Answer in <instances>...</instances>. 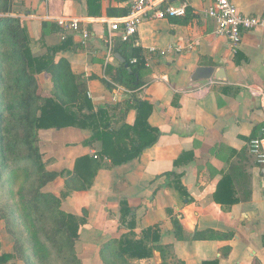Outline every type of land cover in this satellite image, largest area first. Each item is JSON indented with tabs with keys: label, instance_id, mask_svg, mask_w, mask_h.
Returning <instances> with one entry per match:
<instances>
[{
	"label": "crops",
	"instance_id": "obj_1",
	"mask_svg": "<svg viewBox=\"0 0 264 264\" xmlns=\"http://www.w3.org/2000/svg\"><path fill=\"white\" fill-rule=\"evenodd\" d=\"M230 2L244 15H264V0ZM212 3L156 0L138 28L139 45L115 37L109 54V22L128 14V0H0V17L19 21L39 55L64 42L57 20L78 22L79 31L66 34L69 49L59 51L55 62L65 60L84 82L93 111H103L98 125L108 122L106 132L117 134L109 147L155 138L138 156L112 165L100 155L99 140L84 143L91 129L38 131L40 144L47 137L58 148L53 158L45 154L54 163L48 171L72 173L76 159L102 158L86 190L67 194L65 180L73 174L55 180L65 195L62 211L78 218L86 212L80 227L92 258L106 249L121 264H264V174L247 149L264 122V108L248 89L264 90V32L244 31L233 47L206 15ZM182 5V17H155ZM81 31L88 33L85 44ZM133 57L147 65L129 66ZM125 64L136 70L134 89ZM200 67L218 75L204 92L191 82ZM131 98L139 104L130 107ZM138 120L151 128L150 137L139 133ZM122 207L131 211L127 220ZM124 238L145 246L150 256L119 253Z\"/></svg>",
	"mask_w": 264,
	"mask_h": 264
},
{
	"label": "rangeland",
	"instance_id": "obj_2",
	"mask_svg": "<svg viewBox=\"0 0 264 264\" xmlns=\"http://www.w3.org/2000/svg\"><path fill=\"white\" fill-rule=\"evenodd\" d=\"M6 35L3 32L0 36V264H121L106 249L96 258L90 257L92 248L82 227L73 241L66 238L57 214L58 210L62 211L64 201L56 191L58 183L44 184V176L37 173L32 163L22 159L28 149L20 143L24 134L18 123L23 113L20 101L49 96L58 102H67L70 77L63 65L57 73H41L35 76L34 84L26 85L22 81L26 77L23 59ZM32 53L40 56L38 51L32 50ZM10 105L14 109L8 110ZM14 140L17 142L13 143ZM29 140L38 150L40 146L45 168L54 166L53 160L49 161L45 155L51 154L53 158L58 152L54 144L49 146L50 139L44 137L42 144L38 137ZM2 146L5 149L12 146V149L3 156ZM15 165L23 166L24 177L21 171L17 177L12 174ZM39 194H50L54 199L42 198ZM80 214L85 224V210ZM98 245L101 248L102 244ZM2 254L12 257L4 261Z\"/></svg>",
	"mask_w": 264,
	"mask_h": 264
},
{
	"label": "trees",
	"instance_id": "obj_3",
	"mask_svg": "<svg viewBox=\"0 0 264 264\" xmlns=\"http://www.w3.org/2000/svg\"><path fill=\"white\" fill-rule=\"evenodd\" d=\"M3 32H7V38L11 40L15 49L20 53V56L23 59L25 65L26 77L22 80L26 85L34 84L35 76L41 73H57L59 67L66 66L68 68L67 74L70 77L69 90L67 91L68 98L67 102H58L54 98L49 96H38L35 99L25 98L22 99L19 103V106L23 110L22 115L19 116L18 123L20 128L23 130V140L20 141L21 144L27 147L28 153L22 158L26 162H30L34 165V169L37 173H40L44 176V184L50 181H55L58 178H62L64 175H72V178L65 180L66 192L67 194L72 191L86 190L90 185V179L94 176V171L100 166L102 158L93 159L88 156H83L75 160L74 168L72 173L70 171H48L46 170L44 164L41 162L42 154L39 153V150L32 146L31 139L38 137L37 133L40 130H61L68 127H76L79 129H91L93 131L92 136L86 140L85 144H90L94 140H99L102 143L101 156H105L111 160L112 165H121L126 163L133 157L138 156L139 153L146 147H149L154 143L155 138L150 139L146 145H137L132 144L130 148L120 147L116 150H113L109 147L113 144V137H116L117 134L110 135L106 132L108 128V122L98 125L96 118H103V111L100 109L97 112L93 111V107L88 98L85 84L80 80L78 76L73 75L70 72L69 65L65 60L60 59L58 62H55L56 54L61 50L69 49V42L64 40L60 45L54 46L53 48H47V52L44 55L35 56L32 53L33 45L30 43V40L27 36L25 28H22L19 21L12 18H1L0 17V36ZM125 44V43H123ZM129 65V64H128ZM130 66V65H129ZM132 68V67H131ZM60 70V69H59ZM123 73L129 78V88L134 89L137 87L135 84V75L136 70L132 68V72H129L127 69L122 68ZM37 100V101H36ZM129 106L131 104L137 105L138 101L135 102L131 98ZM131 103V104H130ZM8 110L14 109L13 106H8ZM136 126L140 127L144 137L147 135L150 137L149 132L152 131L145 122L138 120ZM144 128H147L148 131H145ZM3 137V136H2ZM3 140V138H2ZM17 140H14L13 143H16ZM2 146L1 153L4 154L11 150L3 148ZM9 147V146H8ZM23 166L15 165V170L12 171V174L17 177V173L21 171L22 176L25 171L21 169ZM26 167V166H24ZM42 198H51L50 194H39ZM64 199L65 195H61ZM54 199V197H52ZM130 210L126 207L121 208V218L122 220L129 218ZM57 214L61 219V227L64 228L65 236L68 240H72L77 237L80 226L83 224V221L80 220L77 216L67 214L63 211L58 210ZM78 221V222H76ZM175 229L180 230L177 226H174ZM119 253L123 255L134 256L137 258H146L150 256V250L145 246L136 243L135 241L130 240L129 238H124L123 241L118 244ZM11 254H2L4 261L10 259ZM161 264H166L162 261Z\"/></svg>",
	"mask_w": 264,
	"mask_h": 264
},
{
	"label": "built area",
	"instance_id": "obj_4",
	"mask_svg": "<svg viewBox=\"0 0 264 264\" xmlns=\"http://www.w3.org/2000/svg\"><path fill=\"white\" fill-rule=\"evenodd\" d=\"M156 0H128V14L120 19L109 22L108 34L106 37V45L110 54L113 47L115 37L121 43L131 44L137 47L138 41L135 40L138 28L142 22V18L146 11ZM185 15V5L179 7L168 6L162 11H158L156 18L182 17ZM206 15L213 18L216 22V34L225 36L233 47L240 44L241 35L244 31L259 29L264 32V15L250 16L244 15L236 9L230 0H213L212 6L206 11ZM58 26L63 30L61 39L65 40L67 33H77L79 31L78 22L76 20H57ZM83 44L88 38V33L81 31ZM144 63L147 65L145 58L139 59L133 57L129 61V65L136 66ZM216 81L207 80L204 84H200L199 92L209 90L210 87L216 85ZM252 97L256 98L260 107L264 108V90L261 88H248ZM134 91L128 93L133 94ZM248 153L253 158L256 166L264 174V122L262 123L259 135L251 139L247 145ZM93 158H97L93 155Z\"/></svg>",
	"mask_w": 264,
	"mask_h": 264
},
{
	"label": "water",
	"instance_id": "obj_5",
	"mask_svg": "<svg viewBox=\"0 0 264 264\" xmlns=\"http://www.w3.org/2000/svg\"><path fill=\"white\" fill-rule=\"evenodd\" d=\"M124 67L128 69L127 64H125ZM212 77L218 78V75L214 73V69L208 67H200L196 69L193 73L191 77V82H199V84H204L207 80L211 79Z\"/></svg>",
	"mask_w": 264,
	"mask_h": 264
}]
</instances>
